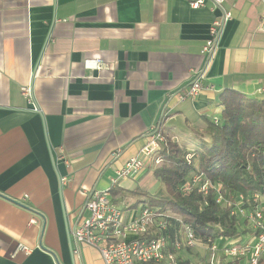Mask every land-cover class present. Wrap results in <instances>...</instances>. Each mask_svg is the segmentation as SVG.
Wrapping results in <instances>:
<instances>
[{
    "label": "crops",
    "instance_id": "crops-1",
    "mask_svg": "<svg viewBox=\"0 0 264 264\" xmlns=\"http://www.w3.org/2000/svg\"><path fill=\"white\" fill-rule=\"evenodd\" d=\"M225 7L232 18L205 88L179 101L206 68L201 50L221 15L211 1L0 0V264H104L92 247L82 260L71 252L67 220L87 192L111 188L122 207L147 204L141 190L163 195L155 168L112 181L154 128L194 152L196 133L221 120L224 91L261 97L264 0ZM239 229L242 242L254 240L247 222ZM195 253L182 256L194 262Z\"/></svg>",
    "mask_w": 264,
    "mask_h": 264
},
{
    "label": "built area",
    "instance_id": "built-area-1",
    "mask_svg": "<svg viewBox=\"0 0 264 264\" xmlns=\"http://www.w3.org/2000/svg\"><path fill=\"white\" fill-rule=\"evenodd\" d=\"M208 1L221 10V15L213 20L201 50L206 68L195 72L186 92L178 93L179 101L195 98L205 88L202 80L206 69L216 55L225 24L232 18V11L225 7L226 0H189L192 8L203 7ZM261 27L264 30V16ZM86 64L97 65L96 60L91 59ZM22 92L32 97L30 86L23 87ZM258 94L264 96V89H260ZM165 142V134L154 128L139 155L126 162L112 183L117 184L119 180L136 177L147 169L159 166L161 158L158 154ZM191 157L188 155L187 159ZM190 187L197 188L205 198L214 191L218 204L229 209L239 222H247L256 231L254 240L242 242L238 236L202 238L180 215L149 204L138 208L122 207L114 201L111 188H107L87 192V200L77 216L68 218L72 255L82 260V247L89 246L99 252L104 264H178V261L188 260L182 252L201 247L210 251L208 264H229L244 258L247 264H264V187L261 191L238 194L230 199L224 194L221 182L203 180V174L192 175L180 190L187 192ZM30 223H37V220L32 219ZM20 249L29 250L24 245H20ZM189 264H204V261H189Z\"/></svg>",
    "mask_w": 264,
    "mask_h": 264
},
{
    "label": "trees",
    "instance_id": "trees-1",
    "mask_svg": "<svg viewBox=\"0 0 264 264\" xmlns=\"http://www.w3.org/2000/svg\"><path fill=\"white\" fill-rule=\"evenodd\" d=\"M220 100L224 105L221 120H209L206 128L196 133L200 138L196 151L190 152L166 136L158 154L161 162L154 169V175L165 184L167 192L152 196L142 190L134 191L145 195L147 204L180 215L202 238L233 237L242 232L237 217L216 202L214 191L205 198L194 187L187 192L180 190L192 175L203 174V180L221 182L224 194L230 199L264 187V96L226 90ZM188 155H192L189 160ZM209 255L210 251H206L204 264H208ZM178 264H189V261H178Z\"/></svg>",
    "mask_w": 264,
    "mask_h": 264
},
{
    "label": "rangeland",
    "instance_id": "rangeland-1",
    "mask_svg": "<svg viewBox=\"0 0 264 264\" xmlns=\"http://www.w3.org/2000/svg\"><path fill=\"white\" fill-rule=\"evenodd\" d=\"M158 184L161 187L158 189H155L154 191L159 193V194H165L167 192V188H166L165 184L161 183V182H159ZM194 251L197 252L194 255H192L194 262L196 263V262L202 261V259H203L202 253L203 254L205 253V249L200 247L199 249H196ZM198 254H199V256H198Z\"/></svg>",
    "mask_w": 264,
    "mask_h": 264
}]
</instances>
